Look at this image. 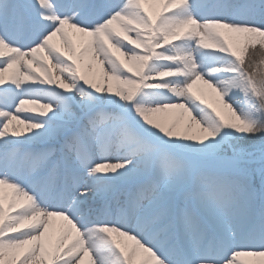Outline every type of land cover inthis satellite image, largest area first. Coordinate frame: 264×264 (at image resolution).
<instances>
[{"label":"snow or ice","instance_id":"6c2138e0","mask_svg":"<svg viewBox=\"0 0 264 264\" xmlns=\"http://www.w3.org/2000/svg\"><path fill=\"white\" fill-rule=\"evenodd\" d=\"M241 256L264 258V0H0V264Z\"/></svg>","mask_w":264,"mask_h":264},{"label":"bare ground","instance_id":"6f19581e","mask_svg":"<svg viewBox=\"0 0 264 264\" xmlns=\"http://www.w3.org/2000/svg\"><path fill=\"white\" fill-rule=\"evenodd\" d=\"M174 118L176 119L180 118V114L178 110H174L173 112L162 114L161 116V119L164 121H169ZM262 259L264 258L253 257V256H241L237 258V261H238V264H261Z\"/></svg>","mask_w":264,"mask_h":264},{"label":"rangeland","instance_id":"374dc122","mask_svg":"<svg viewBox=\"0 0 264 264\" xmlns=\"http://www.w3.org/2000/svg\"><path fill=\"white\" fill-rule=\"evenodd\" d=\"M236 43H238V42H236Z\"/></svg>","mask_w":264,"mask_h":264}]
</instances>
